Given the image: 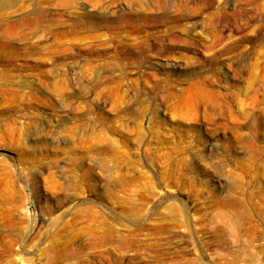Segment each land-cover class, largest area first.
Masks as SVG:
<instances>
[{
  "label": "rangeland",
  "instance_id": "1",
  "mask_svg": "<svg viewBox=\"0 0 264 264\" xmlns=\"http://www.w3.org/2000/svg\"><path fill=\"white\" fill-rule=\"evenodd\" d=\"M0 264H264V0H0Z\"/></svg>",
  "mask_w": 264,
  "mask_h": 264
},
{
  "label": "bare ground",
  "instance_id": "2",
  "mask_svg": "<svg viewBox=\"0 0 264 264\" xmlns=\"http://www.w3.org/2000/svg\"><path fill=\"white\" fill-rule=\"evenodd\" d=\"M161 2H163V1H161ZM4 5H5V4H4ZM2 13H3V12H2ZM216 14H217V13H216ZM4 15H5V13H4ZM217 15H218V14H217ZM6 16H7V15H6ZM16 24H17V23H16ZM11 26H12V25H11ZM188 27H189V26H188ZM191 28H192V27H191ZM177 29H178V28H177ZM180 29H181V28H180ZM183 31H184V30H183ZM186 31H187V30H186ZM188 31H189V30H188ZM189 33H190V32H189ZM175 35H177V34H175ZM174 37H175V36H174ZM175 38H176V37H175ZM210 49H211V48H209V51H210ZM212 51H213V50H212ZM204 55H205V54H204ZM205 56H206V55H205ZM23 64H24V63H23ZM27 64H28V63H27ZM25 66H26V65H25ZM235 225H237V224L234 223V227H235ZM238 225H239V223H238ZM248 227H249V226H248ZM251 227H252V226H251ZM256 235H257V234H256ZM252 237H254V236L251 235V238H252ZM254 238H255V237H254ZM56 255H58L57 252H56ZM55 258H56V260H57L58 256H56ZM54 262H57V261L54 260Z\"/></svg>",
  "mask_w": 264,
  "mask_h": 264
}]
</instances>
